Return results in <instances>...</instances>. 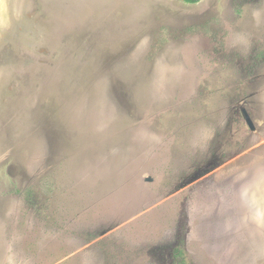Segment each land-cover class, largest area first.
Returning <instances> with one entry per match:
<instances>
[{"label": "rangeland", "instance_id": "374dc122", "mask_svg": "<svg viewBox=\"0 0 264 264\" xmlns=\"http://www.w3.org/2000/svg\"><path fill=\"white\" fill-rule=\"evenodd\" d=\"M0 264H264V0H0Z\"/></svg>", "mask_w": 264, "mask_h": 264}, {"label": "water", "instance_id": "95a60500", "mask_svg": "<svg viewBox=\"0 0 264 264\" xmlns=\"http://www.w3.org/2000/svg\"><path fill=\"white\" fill-rule=\"evenodd\" d=\"M244 114H245L246 122H247L248 126H249L251 129H253V128H254V125H253V123H252L250 117L248 116V114H247L246 112H244Z\"/></svg>", "mask_w": 264, "mask_h": 264}]
</instances>
